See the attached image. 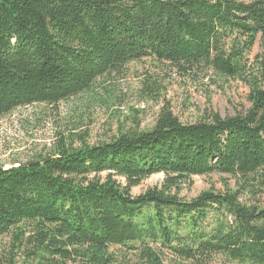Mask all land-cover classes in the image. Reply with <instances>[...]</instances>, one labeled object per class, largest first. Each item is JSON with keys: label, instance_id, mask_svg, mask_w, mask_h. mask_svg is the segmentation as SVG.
Listing matches in <instances>:
<instances>
[{"label": "trees", "instance_id": "obj_1", "mask_svg": "<svg viewBox=\"0 0 264 264\" xmlns=\"http://www.w3.org/2000/svg\"><path fill=\"white\" fill-rule=\"evenodd\" d=\"M142 59L238 80L248 107L183 124L165 105L149 131L0 167V264H264V0H0V117ZM212 174L236 189L179 198Z\"/></svg>", "mask_w": 264, "mask_h": 264}, {"label": "rangeland", "instance_id": "obj_2", "mask_svg": "<svg viewBox=\"0 0 264 264\" xmlns=\"http://www.w3.org/2000/svg\"><path fill=\"white\" fill-rule=\"evenodd\" d=\"M259 53L257 42L247 57L249 62ZM247 94L248 87L238 80H224L212 73L186 76L166 63L142 59L104 75L89 90L56 106L34 104L0 117V167L9 169L50 155L60 137L79 135L88 145H96L108 142L117 131H149L165 105L183 124L198 122L209 112L222 118L233 116L247 109ZM73 142L79 146L76 138ZM162 182V174L153 175L133 188L131 195L159 188ZM235 189V181L227 176H195L190 185L180 186L178 196L190 201L205 191ZM258 198L264 200V193ZM6 243V239L0 241V248Z\"/></svg>", "mask_w": 264, "mask_h": 264}]
</instances>
